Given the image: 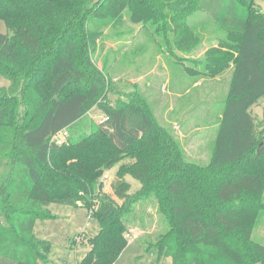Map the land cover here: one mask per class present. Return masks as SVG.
Returning a JSON list of instances; mask_svg holds the SVG:
<instances>
[{
    "label": "trees",
    "instance_id": "trees-1",
    "mask_svg": "<svg viewBox=\"0 0 264 264\" xmlns=\"http://www.w3.org/2000/svg\"><path fill=\"white\" fill-rule=\"evenodd\" d=\"M125 10L184 53L200 42L193 11L226 33L201 57L176 55L191 76L232 67L208 164L185 160L137 94L107 99L88 25ZM0 20L8 30L0 32V264L47 261L50 242L33 227L54 217L51 203L80 205L97 221L79 264H115L128 243L124 216L151 194L168 224L143 244L157 262L264 264V244L250 237L264 189V120L251 112L264 96V11L254 0H0ZM94 107L103 116L87 131ZM62 130L63 143L51 141ZM119 162L110 186L121 202L100 179ZM126 174L140 182L133 192Z\"/></svg>",
    "mask_w": 264,
    "mask_h": 264
},
{
    "label": "rangeland",
    "instance_id": "rangeland-1",
    "mask_svg": "<svg viewBox=\"0 0 264 264\" xmlns=\"http://www.w3.org/2000/svg\"><path fill=\"white\" fill-rule=\"evenodd\" d=\"M254 2L264 11V0ZM189 14L192 28L199 35L200 42L188 53L172 49L165 42L164 35L149 23L133 22L127 10L114 19H93L88 27L97 33L92 58L109 83L107 99L115 101L133 98L137 94L158 123L179 144L184 159L197 165H206L225 106L232 67L214 77L191 76L185 72L188 61L176 55L201 57L206 48L227 38L226 33L208 15L200 11ZM0 32H8L1 20ZM0 84H7L1 76ZM102 116V111L94 107L82 124L86 125L88 131L92 121L99 122ZM261 119L264 120V114ZM64 140L65 137L62 140L60 137L59 143ZM121 162H127V159ZM121 162L105 170L100 178L103 182L102 191L117 201L119 199L114 195L110 183ZM124 178L130 184V192L140 187V182L129 174ZM259 199L262 207L253 218L250 237L264 244V189ZM81 201L78 203L82 204ZM48 208L54 217L38 219L33 227L34 234L48 240L51 245L47 261L41 264H79L89 248L88 238L98 230L96 219L80 205L51 203ZM1 219L5 222V218ZM124 220L127 223L124 237L129 234L131 239L115 264H163L164 259L157 262L156 252L144 251L143 245L146 241H155L158 234L168 228L156 197L151 194L139 199L124 216Z\"/></svg>",
    "mask_w": 264,
    "mask_h": 264
},
{
    "label": "crops",
    "instance_id": "crops-1",
    "mask_svg": "<svg viewBox=\"0 0 264 264\" xmlns=\"http://www.w3.org/2000/svg\"><path fill=\"white\" fill-rule=\"evenodd\" d=\"M231 75H232V72H231ZM251 112H252V115L255 116L257 119H260L262 117V115L264 114V96L259 98L257 102H255L252 105Z\"/></svg>",
    "mask_w": 264,
    "mask_h": 264
},
{
    "label": "built area",
    "instance_id": "built-area-1",
    "mask_svg": "<svg viewBox=\"0 0 264 264\" xmlns=\"http://www.w3.org/2000/svg\"><path fill=\"white\" fill-rule=\"evenodd\" d=\"M67 132L65 130H62L58 133H55L52 137H51V141H54L55 143H59L60 142V137L61 140L66 136ZM127 238V240L131 239V236L129 234H127L125 236Z\"/></svg>",
    "mask_w": 264,
    "mask_h": 264
}]
</instances>
